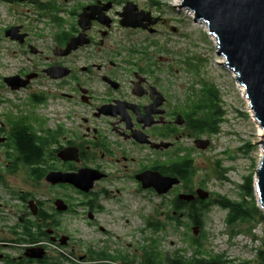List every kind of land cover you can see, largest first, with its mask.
Returning <instances> with one entry per match:
<instances>
[{
  "label": "flooded vegetation",
  "instance_id": "flooded-vegetation-1",
  "mask_svg": "<svg viewBox=\"0 0 264 264\" xmlns=\"http://www.w3.org/2000/svg\"><path fill=\"white\" fill-rule=\"evenodd\" d=\"M98 3L111 8L82 29L83 8ZM115 6V0H90L67 12L39 4L38 16L49 19L51 30L13 26L24 38L11 40L9 76L18 77L20 87L11 89L7 75L0 76V264H138L131 262L132 252L109 249L112 239L126 235L115 234L111 225L142 204L136 200L158 199L153 220L146 221L141 210L134 214L152 235L153 225L161 231L157 218L190 220L193 207L208 201L186 202L179 195H196L190 185L194 155L212 143L208 126L195 124L209 103L202 93L179 98L178 71L163 66L154 40L164 23L158 6L142 10L149 16L141 28L122 26L121 12L112 14ZM134 33L147 40L131 41ZM80 34L78 47L65 52ZM197 141L209 145L203 150ZM83 171L95 178L89 191L65 181ZM146 172L180 184L158 195L143 187L139 177ZM17 177L22 186L13 182ZM68 216L94 232L75 238L64 228ZM30 248L41 249V258L28 257ZM138 251L145 259V251ZM167 259L175 262L178 255Z\"/></svg>",
  "mask_w": 264,
  "mask_h": 264
},
{
  "label": "rangeland",
  "instance_id": "rangeland-1",
  "mask_svg": "<svg viewBox=\"0 0 264 264\" xmlns=\"http://www.w3.org/2000/svg\"><path fill=\"white\" fill-rule=\"evenodd\" d=\"M35 3L22 0H0V76H9L12 73V57L14 45L9 38L4 36V31L10 26H25L32 33L47 31L48 18H39V4L50 3L53 8L69 11L77 5L84 4L90 0H34ZM126 1L134 3L138 10H153L157 5L159 15L164 23L159 28V33L154 40L158 42V50L162 56L163 66L170 65L172 71H178L179 98L184 95L200 94L204 88H213L218 92V111L222 113V122L219 131L211 134V147L204 153L194 155V177L191 187L194 190L203 188L211 194L209 200H216L218 196L226 197L232 201L241 199L240 186L245 179L252 175L259 164L262 154L259 126L251 113L249 102L244 97V92L235 79V75L222 65L223 58L217 54V43L209 35L208 28L194 21L184 9L176 7V0H115V12H122ZM37 10V11H36ZM67 14L66 12L63 15ZM131 41L147 40L144 35L138 33L129 35ZM159 53V54H160ZM208 91V90H207ZM205 93V91H204ZM208 93V92H207ZM206 95V101L210 107L217 105L216 93ZM17 186H22L21 177L13 181ZM200 188V189H201ZM255 192V191H254ZM255 195V193H254ZM150 200L151 203L148 201ZM138 203L125 212L126 218L123 222L111 225L115 234L121 235L120 239L115 237L109 243L111 252H132L131 262L142 264L144 257L141 255L146 251L151 239H156L160 250L166 258L176 255H184L192 258L195 254L192 239H198L203 246L202 252L205 256H223L230 261L229 264H241L249 262L255 264L258 252H264V220L255 217L250 224H239L231 227L226 223L227 211L218 205H210L203 214V231L198 229V235L194 234L196 226L191 219L183 218L182 226L176 227L175 222L164 218H157L166 226L164 231L152 235L146 227L145 220H153L154 211H159L155 205L158 199L150 198ZM157 209V210H155ZM168 210L167 208H162ZM142 211L144 219H138L134 214ZM169 212L171 210H168ZM262 211V210H261ZM264 217V211H262ZM158 216V214H157ZM128 221V222H127ZM190 221V222H189ZM64 228L75 238L78 233H91L90 228L85 229L82 222L70 216L66 217ZM140 230L144 231L139 234ZM96 237L101 238L99 234ZM89 241V240H88ZM86 241V242H88ZM107 243V241H105ZM130 245V246H129ZM106 245H98L103 248ZM86 248L85 245L80 247ZM124 248V249H123ZM134 253V254H133ZM178 255V254H177ZM134 264V263H133Z\"/></svg>",
  "mask_w": 264,
  "mask_h": 264
},
{
  "label": "water",
  "instance_id": "water-1",
  "mask_svg": "<svg viewBox=\"0 0 264 264\" xmlns=\"http://www.w3.org/2000/svg\"><path fill=\"white\" fill-rule=\"evenodd\" d=\"M110 8V3L84 7L79 15V25L85 30L86 23L93 19L102 20ZM179 8L191 12L196 23H205L209 35L217 39V54L224 60L222 65L233 72L238 84L244 87L254 119L263 129L260 141L262 154L255 170L254 191L257 206L264 211V0H180ZM120 16L122 26L141 28L149 14L139 11L134 3L127 2ZM19 30V27H10L4 32V36L10 40L23 39L24 35H17ZM82 36L84 35L80 34L72 38L65 52L78 47ZM19 80L12 76L4 78L11 89L20 87L21 84L16 85ZM198 143H202L203 150L209 145L208 141H197ZM139 178L145 189L152 188L158 195H166L175 185L180 184L178 178L153 172H146ZM65 179L75 187L89 191L95 178L91 173L83 171L76 178L66 176ZM196 197L206 201L210 198V193L198 189L196 195H179V199L186 202ZM193 231L198 235V228ZM40 253L41 249L30 248L26 255L41 258Z\"/></svg>",
  "mask_w": 264,
  "mask_h": 264
},
{
  "label": "trees",
  "instance_id": "trees-1",
  "mask_svg": "<svg viewBox=\"0 0 264 264\" xmlns=\"http://www.w3.org/2000/svg\"><path fill=\"white\" fill-rule=\"evenodd\" d=\"M204 87H206L204 85ZM202 94L206 99V95L208 93L217 94L215 99H217V105L213 106V108L208 106L206 109L198 113L201 115L200 119L196 120L195 126H199V123H204L208 126V130L210 134H216L219 131V125L222 122V113L218 111V92L213 88H204ZM208 90V91H207ZM205 91V93H204ZM208 92V93H207ZM195 172V171H194ZM183 178V176L180 175ZM241 189V199L238 201H232L227 199L226 197L218 196L216 200H209L202 204L199 207H193L191 213L193 217L190 215V219L192 224L196 226V228L203 231V214L205 210L209 209L210 205H218L222 210L227 211L226 223L231 227H235L239 224H250L254 221L255 217L259 216L261 220H264L262 211L257 206L256 197L254 195V178L252 175L248 176L245 179V182L240 186ZM176 227L182 226V221L180 219H176L175 221ZM148 227V226H147ZM155 234L157 232V228L153 225ZM166 229L165 225H162L161 231ZM160 231V232H161ZM192 246L194 247V256L192 258H186L184 255L178 254V260L172 262L171 259H167L166 256L162 253L159 248V245L156 239H151V243L147 246L145 251V259L142 264H229L231 263L228 260L223 259V256H205L202 252L203 246L200 241L196 238L192 239ZM258 258L255 264H264V252L259 251L257 253ZM241 264H250L249 262H243Z\"/></svg>",
  "mask_w": 264,
  "mask_h": 264
},
{
  "label": "bare ground",
  "instance_id": "bare-ground-1",
  "mask_svg": "<svg viewBox=\"0 0 264 264\" xmlns=\"http://www.w3.org/2000/svg\"><path fill=\"white\" fill-rule=\"evenodd\" d=\"M180 5V0H176V7H178ZM187 13H188V15H190L191 17L193 16V14L191 13V12H189V11H187V10H185ZM198 24H201L202 26H204L205 28H207V25L205 24V23H203V22H199ZM212 38H214V40L216 41V43H217V46H218V42H217V39L213 36ZM241 86V85H240ZM240 89L242 90V92H244V97H245V99L247 100V102H249V100L246 98V96H245V89H244V87L243 86H241L240 87ZM249 104V103H248ZM251 111V110H250ZM251 113H252V115H253V112L251 111ZM259 126V125H258ZM259 132H260V136L262 135L263 136V129L259 126ZM261 136V137H262Z\"/></svg>",
  "mask_w": 264,
  "mask_h": 264
}]
</instances>
